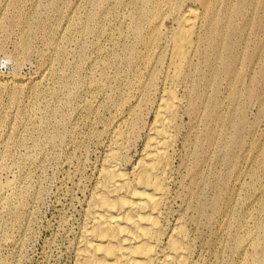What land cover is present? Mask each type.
I'll return each mask as SVG.
<instances>
[{"label": "bare ground", "instance_id": "1", "mask_svg": "<svg viewBox=\"0 0 264 264\" xmlns=\"http://www.w3.org/2000/svg\"><path fill=\"white\" fill-rule=\"evenodd\" d=\"M163 1L157 11L152 9L161 0L155 5L147 0L148 5L129 14V32L144 48L131 45L117 57L121 66L132 68L136 83L142 71H151L148 81L140 83L135 102L119 91L114 106L119 117L99 120L102 130L94 140L101 153L70 244L72 264H264V242L256 240L261 179L254 171H239L234 163L244 151L243 104L239 101L234 123L233 113L225 110L228 95L227 105L220 100V86L229 97L246 87L240 55L233 54L240 35L234 36L242 32L235 24L247 18L246 7L264 3ZM160 34L163 49L150 58L152 38ZM18 45L22 54L29 51L28 31L22 32ZM148 59L155 63L149 66ZM230 132L236 141L228 138ZM28 155L24 165L33 157ZM2 170L15 177L19 166L0 164ZM12 181L0 185L3 235L8 229L2 214L24 209L32 197L30 182L17 186ZM242 190L247 202H241Z\"/></svg>", "mask_w": 264, "mask_h": 264}, {"label": "rangeland", "instance_id": "2", "mask_svg": "<svg viewBox=\"0 0 264 264\" xmlns=\"http://www.w3.org/2000/svg\"><path fill=\"white\" fill-rule=\"evenodd\" d=\"M142 4L148 5L147 0H0V154L5 158L0 164L19 166L15 177L0 171V185L30 182L34 196L24 209L13 213L10 208L2 214L8 230L0 233V264L73 263L71 242L81 221V202L101 153L94 140L102 130L99 120L119 117L114 110L119 91L135 102L140 83L148 81L151 71H142L136 83L132 68L121 66L117 57L131 45L144 48L129 32V14ZM254 6L245 9L248 19L235 24L244 33L234 36L240 35L235 38L240 44L234 41L239 49L234 48L233 54L240 55L247 88L236 93L244 94L238 99L235 94L229 97L222 85L220 100L227 105L228 95L225 110L233 113L234 123L238 103L243 104L244 151L234 163L239 171H254L261 179L263 204L256 237L260 244L264 242V6ZM163 7L161 0L152 11ZM23 31L30 33L26 54L18 45ZM162 38V34L152 38L150 58L162 51ZM147 63L152 66L155 59ZM228 138L236 141L237 135L230 132ZM233 152H238L236 146ZM28 154L33 157L24 165ZM245 180L251 185L249 177ZM240 198L247 202V193L242 190Z\"/></svg>", "mask_w": 264, "mask_h": 264}]
</instances>
